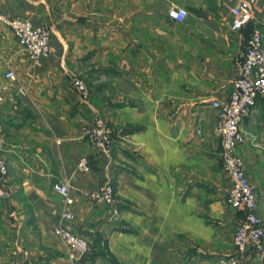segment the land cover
<instances>
[{
    "label": "crops",
    "instance_id": "0c3cea01",
    "mask_svg": "<svg viewBox=\"0 0 264 264\" xmlns=\"http://www.w3.org/2000/svg\"><path fill=\"white\" fill-rule=\"evenodd\" d=\"M239 0H0V15H19L49 29L51 52L32 62L0 21V128L7 174L0 178V264H207L236 253L232 241L242 207L214 130L215 98L226 99L240 71L246 38L262 33L264 0L239 29L230 28ZM188 14L179 22L173 7ZM11 69L15 79L5 77ZM82 77V99L71 83ZM22 87L23 93L17 88ZM102 116L114 143L100 154L83 127ZM239 129L246 175L264 225V97ZM86 156L88 172L76 167ZM114 201L98 203L100 182ZM66 182L73 218L52 190ZM82 235L87 251L52 234L59 223ZM243 264H264L251 246Z\"/></svg>",
    "mask_w": 264,
    "mask_h": 264
},
{
    "label": "built area",
    "instance_id": "2783aa9c",
    "mask_svg": "<svg viewBox=\"0 0 264 264\" xmlns=\"http://www.w3.org/2000/svg\"><path fill=\"white\" fill-rule=\"evenodd\" d=\"M255 0H239L232 7L233 19L230 24L232 30L239 29L253 15ZM173 18L183 21L188 11L184 7H173L170 10ZM0 21L7 25L28 59L38 61L42 56L51 52L49 45V29L44 25H37L19 16L0 15ZM5 77L15 79V73L11 69L4 73ZM72 85L79 92L82 99H87L89 89L82 77L74 76ZM7 86H0V101L3 100V92ZM23 93L22 87L17 88ZM257 97H264V45L262 33L258 29L249 32L240 63V71L233 80L232 88L226 99L215 98L211 100V106L216 111L214 130L221 138L223 146V168L229 173L232 186L225 195L226 202L232 207H242L245 211L233 232L232 241L237 254L219 256L207 264H243L239 253L251 246L258 260L264 261V225L258 214V200L253 182L246 175L241 147L245 137L239 129V124L244 116L248 115L255 104ZM83 133L89 145L100 154H109L113 147V137L105 119L95 115L93 120L83 127ZM3 134L0 128V178L7 174V161L3 155ZM80 171L88 172L91 165L86 156H81L76 163ZM52 190L58 194L63 205L62 221L73 218L71 210L74 198L66 182H54ZM115 189L108 181L100 182L93 193L95 200L104 205H110L114 201ZM7 188L0 191V196H8ZM52 234L62 240L69 248V258L77 259L88 249L87 240L79 233L59 222L52 227ZM10 264H30L27 258L15 257Z\"/></svg>",
    "mask_w": 264,
    "mask_h": 264
}]
</instances>
